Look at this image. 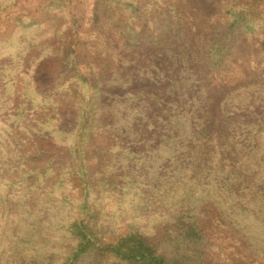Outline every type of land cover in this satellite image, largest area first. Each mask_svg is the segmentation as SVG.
<instances>
[{
	"label": "trees",
	"instance_id": "trees-1",
	"mask_svg": "<svg viewBox=\"0 0 264 264\" xmlns=\"http://www.w3.org/2000/svg\"><path fill=\"white\" fill-rule=\"evenodd\" d=\"M187 2L95 0L83 65L68 33L0 61V264H215L220 239L264 256V59L230 83L264 0Z\"/></svg>",
	"mask_w": 264,
	"mask_h": 264
},
{
	"label": "rangeland",
	"instance_id": "rangeland-1",
	"mask_svg": "<svg viewBox=\"0 0 264 264\" xmlns=\"http://www.w3.org/2000/svg\"><path fill=\"white\" fill-rule=\"evenodd\" d=\"M147 1V0H145ZM224 0H188L187 7L202 8L205 13L217 12L220 14L223 9ZM95 0H17L0 11V61L9 60L8 69L16 66L21 60L19 55L38 53L40 47H44L48 35L56 33L58 40L60 35L65 38L67 33L69 37L66 42L72 46L80 56V62L85 44L95 39L94 13ZM2 0H0V5ZM200 10V11H202ZM201 13V12H199ZM218 16L215 17L212 25L217 23ZM195 28L203 31L205 36L210 33L209 25L205 27L204 17H194ZM258 36L240 37L235 47V55L231 57L232 63L236 64L238 69L237 78L231 82L241 81L246 76L255 73V67L264 59V28L261 29ZM29 43L30 45L29 48ZM35 45V46H34ZM258 60V61H257ZM83 65V63L81 62ZM220 82L218 73L214 77ZM224 78V77H223ZM240 79V80H239ZM7 80V79H6ZM10 83V82H9ZM9 88H11L8 85ZM33 93V90L30 89ZM37 101L42 98L38 94L34 96ZM49 98H43L49 101ZM63 132L55 130L53 132L54 143H48L50 152L55 153L59 150V144L64 143ZM225 248L223 257L218 258V254H213L212 260L215 264H264V256H260L252 251L242 248L239 243H234L229 239H220Z\"/></svg>",
	"mask_w": 264,
	"mask_h": 264
}]
</instances>
